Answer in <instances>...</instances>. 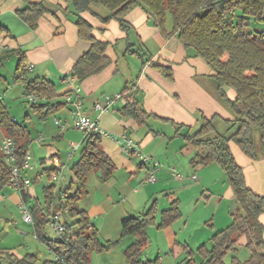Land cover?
I'll list each match as a JSON object with an SVG mask.
<instances>
[{
	"label": "crops",
	"instance_id": "crops-1",
	"mask_svg": "<svg viewBox=\"0 0 264 264\" xmlns=\"http://www.w3.org/2000/svg\"><path fill=\"white\" fill-rule=\"evenodd\" d=\"M43 1L51 10L39 19L37 28L31 29L18 16L17 11L28 3ZM111 15L112 12L105 6H91L90 10L81 13L92 25L94 36L108 43L106 54L111 63L99 73L76 83L81 87L85 114L97 120L102 129L110 133L100 138L99 146L116 168L113 175L104 182L100 180L99 172L91 171L78 205L86 212L90 231L94 230L101 241H114L121 238V222L124 218L141 215L156 201V224L147 229L149 242L159 251L157 258L160 264H180L186 257L184 245L197 251L201 245L211 244L210 239L215 232L227 227V213L235 200L229 181V185L225 186L226 172L218 163L198 166L191 164L196 150L184 136L196 133L202 117L211 119L218 116L216 127L223 126L227 129L229 122L234 121L236 116L219 97L209 63L202 57L189 56L175 34L165 36L153 23L147 8L136 6L125 15L129 25L127 30L117 19L110 18ZM74 18L72 9L65 0H0V25L9 31V34L0 35V56L5 51L23 53L29 69L28 81L37 77L45 78L56 86L58 96L52 103L64 102V94L73 88L67 77L76 61L92 44L79 38ZM165 28L168 33L173 31L171 16L168 17ZM159 66L169 67L173 78L166 76ZM225 90L231 100L236 98L237 93L233 88ZM123 91L135 92L142 108L151 114L148 124L139 125L132 118L124 116L120 107L103 112L95 109V103L101 102L105 95ZM25 95L24 89L23 97L26 99ZM1 99L4 100L2 97ZM69 113L70 105L61 106L48 118L34 124L35 133L27 121L34 118L39 120L38 115L34 111H29L26 115L28 120L24 121V125L28 132L24 140L35 164L34 170L24 172L32 179V185L27 190L31 197L30 203H27L30 209L35 203H39L43 212L47 210L44 204L46 186L53 185L57 193H71L77 187L73 183L71 167L79 159L86 144L84 134L72 126L60 133L53 122L55 117H69ZM0 133L3 138L5 133L2 127ZM123 134L137 141L141 151L160 165L155 182H146L152 164H143L135 156L128 159L112 138V135ZM217 134L221 133L214 132L212 136ZM40 135L44 137L42 141L39 140ZM71 141L78 144V149L69 157ZM230 148L236 162L243 168L247 186L264 195V159H251L234 142H230ZM71 158L77 160L73 162ZM58 164L61 165V176L54 183L50 174ZM172 169H176L182 178L174 176ZM67 172L72 176H69V185L64 182ZM210 181H221L225 188L217 197L218 210L213 216L214 225L209 224V221L205 222L212 228L208 234L200 233L197 236V230L201 229L199 225L203 223L200 217L202 209L197 207L201 201L198 194L207 190L206 188L213 189ZM9 189V192L0 195V229L3 219L7 221L5 217L8 216L7 212L9 214L12 211L11 207L18 210V204L23 201L19 192ZM40 193L43 199L40 198ZM175 200L179 203L181 216L165 227V230L158 228L162 212L170 208ZM228 200L230 204L227 210ZM189 204L192 206L186 212ZM260 221L264 225V213L260 216ZM218 222L220 226L216 228ZM10 228L9 221L5 222L0 235L5 233V237H8ZM161 229L163 231H159ZM160 234H165V237L161 239ZM135 240L134 236H126L120 240L119 256L114 258L112 264L127 263L123 252ZM238 244L245 246L246 237L241 236ZM8 245L2 237L0 249L7 250ZM47 250L53 258V253ZM27 253L37 257L36 252ZM16 254L23 256L25 251ZM142 257V261H154L149 257L143 260ZM196 258L199 261L202 259L198 255ZM36 264H41L39 258Z\"/></svg>",
	"mask_w": 264,
	"mask_h": 264
},
{
	"label": "trees",
	"instance_id": "trees-1",
	"mask_svg": "<svg viewBox=\"0 0 264 264\" xmlns=\"http://www.w3.org/2000/svg\"><path fill=\"white\" fill-rule=\"evenodd\" d=\"M74 14V22L78 28V36L90 41L91 47L74 64L71 76L76 81L97 74L111 63L106 54L108 43L97 39L93 34L92 25L81 13L90 10L91 6H105L127 30L129 25L125 15L136 6H143L150 12L153 23L165 36L175 34L187 49L189 56L204 58L213 69V78L217 83L219 97L229 106L236 119L229 124L234 131L229 136L217 134L216 121L201 118L200 128L192 135L184 136L196 153L191 159L193 166L218 163L226 172L228 181L234 192V205L231 216L232 223L217 232L210 245L203 244L197 251L184 245L185 259L180 264H264V225L260 216L264 213V195L254 192L245 181L243 168L236 162L230 148V142L237 146L251 159L256 160L258 154L251 129L256 127L260 132V145L264 154V31L249 32L251 22L264 21V0H65ZM51 9L43 2L28 3L17 11L18 16L31 29L38 26L39 19ZM173 21V31L168 33L165 28L168 17ZM9 34L6 27L0 25V35ZM11 54L19 56L17 70L22 79L29 71L25 55L14 51H5L0 56V66ZM139 54V53H138ZM141 57L142 55L139 54ZM169 78L173 73L169 67L159 66ZM5 77L0 73V82ZM226 88H233L237 96L231 100ZM26 93H36L46 97L45 102L31 103L40 120L55 113L65 102L52 103L57 95L56 86L45 78H34L25 82ZM28 101V100H27ZM0 112L4 136L14 138L17 155L21 160L27 150L24 140L27 128L24 123L13 121L3 105L0 97ZM120 112L132 118L139 125L148 124L151 114L147 113L136 98L135 92L130 93L127 105ZM100 137L88 136L79 159L72 165L73 183L77 185L75 192H60L53 185L44 189L43 212L41 204L35 203L31 209L34 221V233L43 241L54 257L43 264H90L91 253L117 244L126 236H134L136 240L125 250L127 264H160L155 261H142L141 256L149 243L147 229L156 224L157 202L139 216H128L121 222V238L116 242L103 244L97 233L90 231V221L86 212L79 208V201L85 191L88 175L91 171L99 172L101 181H107L115 171L110 157L99 146ZM10 165L1 152L0 143V191L8 186ZM24 202L30 203V196L25 190L20 193ZM61 211L66 227L67 239L57 241L47 239L44 235L45 224L51 222V216ZM181 216L179 203L173 201L170 208L164 210L158 228L170 225ZM76 233V238L73 234ZM246 237L245 246L250 250L248 260L241 261L235 255L229 263L225 256L236 252L238 240ZM197 255L202 259L197 260ZM0 259L8 264H36L34 254L19 256L15 252L0 249ZM2 264V263H0Z\"/></svg>",
	"mask_w": 264,
	"mask_h": 264
},
{
	"label": "rangeland",
	"instance_id": "rangeland-1",
	"mask_svg": "<svg viewBox=\"0 0 264 264\" xmlns=\"http://www.w3.org/2000/svg\"><path fill=\"white\" fill-rule=\"evenodd\" d=\"M248 31L249 32H255V31H264V21H252L250 26L248 27ZM18 60H19V56L16 54H11L10 56L6 57L4 59V61L2 62V65L0 66V73L5 77L4 80H2L0 82V96L2 98H4L3 100V105L5 107V109L7 110V112L9 113L10 116H14V118L19 121V123H24V121H26V115L29 111H34L33 110V106L30 102H28L24 97H23V91L25 89V82L28 80L27 77L29 71L24 75V78L22 79L19 74V71L17 70V66H18ZM28 120V119H27ZM38 121H41L40 119H33V120H28L27 122H29V126L31 129H33V133H35L36 128H34V124L36 125L38 123ZM224 125V124H223ZM234 131V127L232 125H227V129H224L223 126H219L216 130V132H219L223 135H227L229 136L230 134H232ZM251 133L252 136L254 138L255 141V146H256V151L258 154V158L256 160H261L264 159V154L260 145V132L259 129L256 127H253L251 129ZM2 140V135L0 133V142ZM75 161L77 160V158L74 159ZM74 160L71 161L74 162ZM216 165V164H215ZM70 173L65 175V180L64 182L66 184L69 185V183L71 182L69 179ZM72 177V176H71ZM225 186L229 185L228 184V178L226 176V180H225ZM211 184H213V189H208L205 190L203 192H199V199H201V201L198 204V208L202 209V213L200 215V217L203 219V223L199 225V227H201L200 230H197L196 234L197 236L200 235V233L203 234H208L209 229H211L212 227L208 224H205V222L209 221V224H213L214 223V214H216L217 210H218V204H217V197L218 194L221 192L222 190L225 188V186H223V184L221 183V181L218 182H214V181H210ZM71 184V183H70ZM197 188V187H196ZM71 191V189H69ZM77 190V187L75 190H72V192H75ZM200 190V188L198 189ZM262 190V187H261ZM10 189L9 187H6L3 191L0 192V195H2V193H6L9 192ZM233 190H231L232 192ZM40 198L43 199V195L40 193ZM14 204H16V202H14ZM230 202L229 200L227 201V210H228V206H229ZM192 205L189 204L188 208H186V212H188L187 210L190 209ZM232 205H230V208L228 210V216L229 218H227V227L232 223V216H231V211H232ZM11 212H7V216L5 217L7 219V221L5 219H3L2 221V225H1V229L0 231H2L4 229V224L5 222L9 221L10 224V234L8 235V237L5 233H3L2 235H0V240L3 239L8 242V246L7 247L9 251L15 252V253H20L23 252V250L25 251V254H23V256L26 255L27 252H36L37 254V258H39L41 260V264L44 263V261L46 260V258L52 259V256L50 255V253L48 252V248L46 246V244L41 241L40 239H35L33 237L34 234V226L33 225H29L27 223L22 222V218L20 216V214L18 213V210H16L15 208L11 207ZM0 213H2V211L0 210ZM221 212H219V218L221 219ZM212 219V221H210ZM220 221V220H219ZM219 222L217 223V227L215 225L216 228H219L220 225H218ZM214 225V224H213ZM3 228V229H2ZM164 230L166 229L165 227L163 228ZM17 231H20V234H17ZM159 231H163L162 229ZM194 231H196L194 229ZM21 232L23 234H21ZM173 232V231H172ZM170 232V233H172ZM162 233V232H161ZM44 235L47 239L50 240H57L58 239V235L57 233L54 231V229L52 228L51 223H47L45 224L44 227ZM162 235V236H161ZM162 237H165V234H160V238L162 239ZM174 237V236H173ZM100 240V239H99ZM101 241V240H100ZM118 240H114V241H109V240H104L101 241V243L103 244H108L110 242H116ZM120 243V242H119ZM113 244L111 246H109V248L107 249H103V250H94L91 253V260H90V264H112V262L114 261L115 257L119 256V252H120V244ZM237 253H233L232 251L229 252L226 256L225 259V263H229L230 260L232 259V256H236L239 260L241 261H246L249 259L251 252L250 250L244 246V245H239L237 244ZM199 248V247H198ZM197 248V250H198ZM22 250V251H20ZM159 251H157V249L155 248V245L151 242L148 243L147 247L145 248L143 254H142V258L143 260H147V258L149 257L150 260H157L159 263L160 260L157 258ZM28 254V253H27ZM162 255H164L165 253H161ZM123 255L125 256V251L123 252ZM126 258V257H125ZM157 258V259H156ZM184 260V259H183ZM127 261V260H126ZM181 262V261H180ZM2 264H8L6 261H2ZM127 264V263H126Z\"/></svg>",
	"mask_w": 264,
	"mask_h": 264
},
{
	"label": "built area",
	"instance_id": "built-area-1",
	"mask_svg": "<svg viewBox=\"0 0 264 264\" xmlns=\"http://www.w3.org/2000/svg\"><path fill=\"white\" fill-rule=\"evenodd\" d=\"M67 81L70 85L73 86L72 90L64 94V102L66 105H70L69 117L64 119L60 117H55L53 119L54 124L59 128L60 133H64L69 127L80 131L84 134V137L88 136H107L110 135L109 132L102 129L97 120H94L85 114L84 110V98L81 93V87L76 83L75 77L69 75ZM26 100L30 103H39L45 102L47 99L44 96H39L36 93H26ZM130 97V92L123 91L114 94L105 95L101 102L97 101L94 105L95 109L98 111H108L112 110L115 107L122 108L127 105L128 98ZM13 121L16 119L13 117ZM2 122V115L0 112V123ZM113 140L119 145L122 152L126 155L128 159L133 156L137 157L143 164H152L149 169V174L146 178V182H155L156 173L159 171V164L153 162L152 157L144 154L139 146V143L135 141L130 136L123 134L120 136H113ZM44 137L39 136V140L42 141ZM78 149V144L71 141L69 143V152L68 155L71 157L74 152ZM1 152L5 160L10 165V177L8 180V187L12 190L21 193L22 190H27L32 185V179L24 172H29L35 169V164L33 163L32 153L27 148L23 158L20 160L17 155V147L14 138L10 136H4L1 140ZM58 163V161H57ZM173 175L177 178H182V175L172 169ZM61 176V165L58 164V167L51 172L50 179L54 183H57ZM195 178V177H194ZM18 211L27 224L33 225V217L31 209L23 201L18 204ZM51 225L54 231L58 235L57 241H65L67 239L66 227L63 222V214L61 211H56L51 216ZM34 238H37V235L34 233ZM76 233L73 234V238H76Z\"/></svg>",
	"mask_w": 264,
	"mask_h": 264
}]
</instances>
